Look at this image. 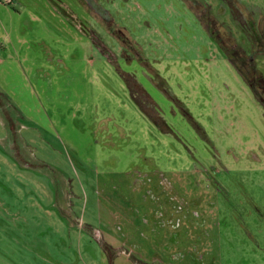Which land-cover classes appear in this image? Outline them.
<instances>
[{
    "label": "rangeland",
    "instance_id": "374dc122",
    "mask_svg": "<svg viewBox=\"0 0 264 264\" xmlns=\"http://www.w3.org/2000/svg\"><path fill=\"white\" fill-rule=\"evenodd\" d=\"M202 7L264 78V0H0V264H264V107Z\"/></svg>",
    "mask_w": 264,
    "mask_h": 264
},
{
    "label": "flooded vegetation",
    "instance_id": "af4514ba",
    "mask_svg": "<svg viewBox=\"0 0 264 264\" xmlns=\"http://www.w3.org/2000/svg\"><path fill=\"white\" fill-rule=\"evenodd\" d=\"M89 4H91V0H87ZM198 3V2H197ZM200 4V3H198ZM194 6V5H192ZM208 6V5H207ZM194 10V15L196 16L197 20L201 23V25L205 28L207 34L209 37L214 41V43L217 45L219 49L222 50V52L225 54L227 59L232 63V65L235 67V69L238 71V73L243 77L245 82L249 85V87L252 89L254 95L257 97L259 102L263 105L264 107V78L262 75H258L256 73H253V71L257 70L255 63H254V51L251 49L249 51H244L242 50L239 51L238 49L230 47V45H227L225 42L224 38L225 35H223L217 27L214 25L210 24L209 22L207 23L208 20V13L209 10L206 7H202V10ZM203 19V21H202ZM117 33V32H116ZM118 34V33H117ZM252 34V32H251ZM250 35V34H249ZM249 45L251 47V42L249 38ZM253 47V45H252ZM123 51V55H124ZM259 51L257 52V54ZM137 55V54H136ZM139 59L141 57L137 56ZM129 59V58H128ZM247 59L248 61H251L250 66L253 67L252 70L250 67L247 65ZM120 75L123 77V81L125 83V86L131 96V99L139 105L140 110L142 113L149 118V120L155 124L156 126L158 125L161 128H164L166 126L164 119L160 115V113H154L151 110H149V104L154 105L155 101L152 98V96L147 92L146 89H144L141 84L138 82L136 76L129 71H124L120 70ZM258 71V70H257ZM259 81V82H258ZM158 84V83H156ZM139 93L141 99L143 100L142 102L140 101L139 97H137L136 93ZM142 105H145L147 107H143ZM177 209L175 206L173 207ZM164 212L158 214L156 216V219L163 217ZM171 219L169 217L167 218V223L168 225L172 224L170 223ZM174 229H177V227L172 226ZM175 237V236H174ZM112 247V246H111Z\"/></svg>",
    "mask_w": 264,
    "mask_h": 264
},
{
    "label": "trees",
    "instance_id": "16d2710c",
    "mask_svg": "<svg viewBox=\"0 0 264 264\" xmlns=\"http://www.w3.org/2000/svg\"><path fill=\"white\" fill-rule=\"evenodd\" d=\"M136 264H155V263H150V262H146V261H142V260H138V261H134ZM112 263V261H111Z\"/></svg>",
    "mask_w": 264,
    "mask_h": 264
},
{
    "label": "crops",
    "instance_id": "0c3cea01",
    "mask_svg": "<svg viewBox=\"0 0 264 264\" xmlns=\"http://www.w3.org/2000/svg\"><path fill=\"white\" fill-rule=\"evenodd\" d=\"M143 257V256H142ZM146 262H150V263H155V264H160V263H158L157 261H146ZM160 262H162V261H160ZM131 264H136L134 261H131ZM162 264V263H161Z\"/></svg>",
    "mask_w": 264,
    "mask_h": 264
}]
</instances>
